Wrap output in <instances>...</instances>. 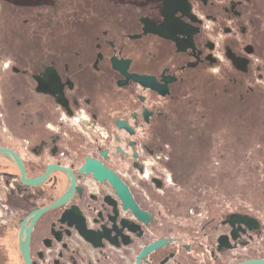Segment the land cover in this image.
<instances>
[{"label": "flooded vegetation", "instance_id": "flooded-vegetation-1", "mask_svg": "<svg viewBox=\"0 0 264 264\" xmlns=\"http://www.w3.org/2000/svg\"><path fill=\"white\" fill-rule=\"evenodd\" d=\"M0 264H264V0H0Z\"/></svg>", "mask_w": 264, "mask_h": 264}, {"label": "rangeland", "instance_id": "rangeland-1", "mask_svg": "<svg viewBox=\"0 0 264 264\" xmlns=\"http://www.w3.org/2000/svg\"><path fill=\"white\" fill-rule=\"evenodd\" d=\"M223 157H226L229 161L228 155H224ZM242 157L243 156L241 155L238 156V158L240 159ZM231 169L232 165H227L226 160L220 162V164L218 163V165H212L207 171L202 172L197 176L198 185L196 184L195 186L191 187L193 188L192 194L201 193L202 196L204 194H211L213 196L218 195L220 198V204H224L225 206L229 205L228 201L231 200L232 197H236L237 195L240 196L243 194H249V189L247 186H245V181L248 172L246 163L243 164L242 162L239 165L238 169H236L235 171ZM233 174L236 177V180L230 184L227 179L228 177L230 178ZM186 191H178L177 193L186 194ZM204 204L205 202H202L201 204H199V206L203 207Z\"/></svg>", "mask_w": 264, "mask_h": 264}, {"label": "water", "instance_id": "water-1", "mask_svg": "<svg viewBox=\"0 0 264 264\" xmlns=\"http://www.w3.org/2000/svg\"><path fill=\"white\" fill-rule=\"evenodd\" d=\"M95 175L97 176V177H99V173L95 170ZM21 249H22V251H23V253L25 254V247L21 244Z\"/></svg>", "mask_w": 264, "mask_h": 264}]
</instances>
